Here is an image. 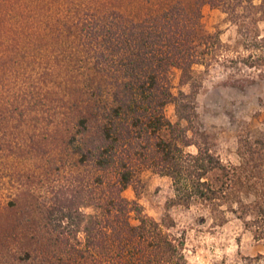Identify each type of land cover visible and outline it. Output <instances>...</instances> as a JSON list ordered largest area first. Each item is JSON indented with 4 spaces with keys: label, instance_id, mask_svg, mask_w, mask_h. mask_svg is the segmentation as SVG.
I'll return each mask as SVG.
<instances>
[{
    "label": "trees",
    "instance_id": "trees-1",
    "mask_svg": "<svg viewBox=\"0 0 264 264\" xmlns=\"http://www.w3.org/2000/svg\"><path fill=\"white\" fill-rule=\"evenodd\" d=\"M116 1L0 0V58L11 57L9 66L1 63L0 89L18 75L2 101L60 124L62 150L90 176L70 204L58 197L48 212H57L55 227L67 229L55 239L66 245L62 253L69 264H186L183 238L123 195L141 167L171 179L175 204L231 202L229 210L264 240V138L240 139V164H222L194 125L192 95L173 94L170 83L174 69L187 84L194 65L217 56L220 39L202 29V5L256 22L264 0H135L149 8L138 16ZM170 103L175 122L165 113ZM190 145L195 153L186 151ZM79 233L82 242L68 245L66 236Z\"/></svg>",
    "mask_w": 264,
    "mask_h": 264
},
{
    "label": "rangeland",
    "instance_id": "rangeland-1",
    "mask_svg": "<svg viewBox=\"0 0 264 264\" xmlns=\"http://www.w3.org/2000/svg\"><path fill=\"white\" fill-rule=\"evenodd\" d=\"M116 2L134 16L149 9L135 0ZM200 10L202 29L220 39L217 56L209 64L194 65L187 84L180 83V71L174 69L171 91L192 95L195 127L208 134L204 141L222 164L235 166L240 164V139L264 138V13L255 14L256 22H240L210 4ZM9 59V55L0 58V66L5 60L9 66ZM15 77H8L12 80L0 89V264H69L62 253L66 245L55 240L67 229L55 227L51 220L57 212L53 217L48 212H54L59 198L66 197L70 204L74 189L81 181L89 184L90 176L86 168L76 166L68 150H62L60 124L57 132L50 120L32 112L19 114L27 105L2 101V95L16 90ZM165 113L176 121L172 103ZM192 138L203 143L198 135ZM186 151L195 153L196 147L190 145ZM123 195L136 200L164 230L183 238L186 264H264V240L256 239L244 220L229 210L231 202L175 204L171 179L147 167L137 170L134 185ZM83 210L93 211L88 203ZM66 237L72 246L83 239L81 233Z\"/></svg>",
    "mask_w": 264,
    "mask_h": 264
}]
</instances>
